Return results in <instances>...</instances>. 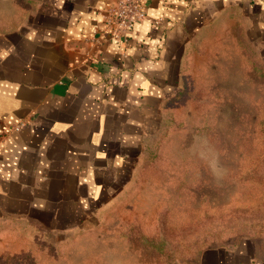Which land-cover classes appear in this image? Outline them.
Instances as JSON below:
<instances>
[{
	"label": "crops",
	"instance_id": "obj_1",
	"mask_svg": "<svg viewBox=\"0 0 264 264\" xmlns=\"http://www.w3.org/2000/svg\"><path fill=\"white\" fill-rule=\"evenodd\" d=\"M113 1L46 0L20 32L0 38L2 219L62 233L116 199L145 136L164 123L186 49L213 30L239 27L264 57V0L152 1L126 45L99 15ZM188 264L264 260L243 244L202 250Z\"/></svg>",
	"mask_w": 264,
	"mask_h": 264
},
{
	"label": "rangeland",
	"instance_id": "obj_2",
	"mask_svg": "<svg viewBox=\"0 0 264 264\" xmlns=\"http://www.w3.org/2000/svg\"><path fill=\"white\" fill-rule=\"evenodd\" d=\"M45 1L0 0V38ZM241 32L186 49L164 123L110 204L62 233L0 217V264H188L243 244L264 260V57Z\"/></svg>",
	"mask_w": 264,
	"mask_h": 264
},
{
	"label": "built area",
	"instance_id": "obj_3",
	"mask_svg": "<svg viewBox=\"0 0 264 264\" xmlns=\"http://www.w3.org/2000/svg\"><path fill=\"white\" fill-rule=\"evenodd\" d=\"M152 1L166 2L167 0H115L105 5L99 12L104 30L119 44L126 45L128 33L135 24L146 17V7ZM258 1V0H249ZM161 19H156L158 23ZM21 124H18V128Z\"/></svg>",
	"mask_w": 264,
	"mask_h": 264
}]
</instances>
